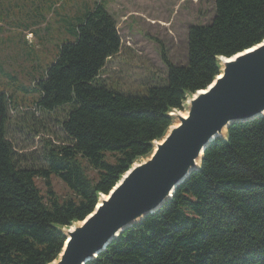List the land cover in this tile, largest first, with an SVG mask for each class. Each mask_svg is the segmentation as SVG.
<instances>
[{
	"label": "trees",
	"instance_id": "16d2710c",
	"mask_svg": "<svg viewBox=\"0 0 264 264\" xmlns=\"http://www.w3.org/2000/svg\"><path fill=\"white\" fill-rule=\"evenodd\" d=\"M74 34L36 83V107L50 112L68 106L60 120L63 136L43 147V166L24 165L7 133L13 101L0 93V264L52 262L65 241L58 227L89 215L98 194H107L151 151V142L172 123L170 110L182 109L187 93L218 75L217 57L264 39V0H215L211 21L188 29L187 63L174 64L162 53L167 83L145 95L114 91L98 78L121 46L116 20L101 2L78 20ZM51 175L71 197L59 200ZM85 264H264V116L235 123L226 139L216 138L205 148L200 170L170 200Z\"/></svg>",
	"mask_w": 264,
	"mask_h": 264
},
{
	"label": "rangeland",
	"instance_id": "374dc122",
	"mask_svg": "<svg viewBox=\"0 0 264 264\" xmlns=\"http://www.w3.org/2000/svg\"><path fill=\"white\" fill-rule=\"evenodd\" d=\"M214 1L0 0V93L13 101L7 133L21 148L24 165L43 166L45 143L63 136L60 120L68 106L50 112L36 107L41 93L36 83L45 78L61 44L75 39V25L96 3L116 20L121 39L119 52L106 60L98 75L100 82L117 92L145 95L149 87L167 83L162 53L174 64L187 63L188 29L211 21ZM106 159L113 161L109 154ZM85 166L87 175L95 177L96 171ZM50 183L59 200L72 196L56 176L51 175ZM36 184L45 194L44 181L37 178Z\"/></svg>",
	"mask_w": 264,
	"mask_h": 264
},
{
	"label": "water",
	"instance_id": "95a60500",
	"mask_svg": "<svg viewBox=\"0 0 264 264\" xmlns=\"http://www.w3.org/2000/svg\"><path fill=\"white\" fill-rule=\"evenodd\" d=\"M219 75L204 89L187 93L172 123L151 142L112 189L99 193L93 211L81 221L58 227L65 236L48 264H85L121 232L158 211L176 187L200 170L203 152L216 138L226 139L235 123L264 116V39L230 57L218 56ZM174 121V123H173Z\"/></svg>",
	"mask_w": 264,
	"mask_h": 264
}]
</instances>
